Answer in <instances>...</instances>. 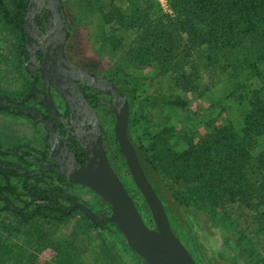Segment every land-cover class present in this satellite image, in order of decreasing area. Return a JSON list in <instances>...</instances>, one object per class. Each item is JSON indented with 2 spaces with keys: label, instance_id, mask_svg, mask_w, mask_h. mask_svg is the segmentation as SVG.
Listing matches in <instances>:
<instances>
[{
  "label": "trees",
  "instance_id": "16d2710c",
  "mask_svg": "<svg viewBox=\"0 0 264 264\" xmlns=\"http://www.w3.org/2000/svg\"><path fill=\"white\" fill-rule=\"evenodd\" d=\"M166 2L169 9L166 12L157 0L131 1V7L125 11L111 0L109 8L105 10L99 6V12L104 24L116 22L122 29L135 30L136 36L128 53L140 54L145 63L156 64L161 75L169 73L173 84L181 91L188 92L194 87L195 74L191 67L197 52L205 51L207 58L212 59L218 51L233 50L249 44L256 55V63L250 62L247 66L254 69L248 80L254 79L260 85L249 96V108L244 116L241 133H237L231 125L218 124L196 140H185L186 147L180 150H175L166 139V134L171 131L169 128L138 133L134 108L144 99L149 103L183 110L189 105V100L167 94L161 89L145 93L134 88L126 79L104 75L112 79L128 97V137L140 165L164 206L173 231L186 245L197 264H214L204 253L194 228L198 224L205 229L211 222L209 214L197 204L198 200L223 210L235 205L245 227L256 225L264 237V144L259 146L257 152H253L259 143L264 142V0ZM26 4L27 0H11L9 6L6 0H0L1 19L19 31V54L22 59L27 58L20 27ZM65 24L67 40L70 31ZM260 66L262 69H259ZM111 138L122 158L117 162L118 169L127 171L114 132ZM14 147L19 149L22 143ZM10 176L22 177L21 184H13ZM39 176L38 183L30 184L25 174L20 175L15 170L0 167V201L3 204L0 211L15 214L24 225H29L40 216L57 220L68 216L64 210L57 208L54 201L59 196L58 192L64 189L53 182L49 172ZM123 176L124 183L133 185L130 175ZM182 187L191 190L198 199L190 201L181 198L178 193ZM11 197L19 198L23 203L19 208L23 212L11 209L10 205H15ZM161 197L166 200V205ZM134 202L144 221L152 226L147 205L145 208L148 215L141 204L136 200ZM102 203L107 209L110 208L109 204L104 201ZM29 206L31 208L24 211ZM244 210L249 213H244ZM81 212L102 235L107 245L123 252L130 263L147 264L131 251L114 224L93 220ZM237 227L243 228V224ZM254 238L258 239L256 233ZM224 240L227 242L225 237ZM70 259L68 255L65 264H73Z\"/></svg>",
  "mask_w": 264,
  "mask_h": 264
},
{
  "label": "rangeland",
  "instance_id": "374dc122",
  "mask_svg": "<svg viewBox=\"0 0 264 264\" xmlns=\"http://www.w3.org/2000/svg\"><path fill=\"white\" fill-rule=\"evenodd\" d=\"M61 1L70 31L65 42L68 59L99 75L110 74L126 79L134 88L145 93L161 89L167 94L189 100V105L182 110L143 99L134 108L138 133L169 128L171 131L166 134V139L175 150L185 148V140H196L218 124L231 125L237 133H241L249 108V96L260 85L254 79L248 80L254 69L247 66L250 62L256 63V55L249 44L218 51L216 58L212 59L207 58L205 51L195 53L191 67L195 74L194 87L183 92L173 84L169 73L161 75L156 64L145 63L140 54L128 53L136 36L135 30L122 29L116 22L103 23L99 6L107 10L111 0ZM131 1L137 0H114L125 11L131 7ZM157 1L164 12L169 10L166 0ZM6 2L11 6V0ZM19 36V31L0 17V91L7 94H21L30 84L19 54ZM259 69H262L261 66ZM101 116L111 139L114 132L111 113L104 108ZM34 131L25 117L0 109V143L3 146L9 147L22 141L40 146ZM263 144L259 143L253 152H257ZM108 147L109 157L115 163L120 162L113 141L109 140ZM125 184L130 195L148 215L146 203L134 184ZM178 194L190 201L198 199L184 187L179 189ZM78 196L95 210L106 212L94 195L79 192ZM161 198L166 205V200ZM11 200L15 205L19 203L14 197ZM197 204L210 216L208 227L203 229L196 224L194 228L204 253L212 263L264 264L263 234L254 224L245 227L235 205L223 210L200 200ZM2 205L0 201V207ZM244 213L249 212L244 210ZM242 224L243 228L237 227ZM254 233L258 235L257 240ZM110 247L79 210L59 220L40 216L29 225L22 224L9 211H0V264H65L68 255L73 264H140L130 263L123 252L112 247L110 251Z\"/></svg>",
  "mask_w": 264,
  "mask_h": 264
},
{
  "label": "water",
  "instance_id": "95a60500",
  "mask_svg": "<svg viewBox=\"0 0 264 264\" xmlns=\"http://www.w3.org/2000/svg\"><path fill=\"white\" fill-rule=\"evenodd\" d=\"M65 23L66 15L61 0H27L20 27L28 54L26 65L32 62L44 76L45 83L48 85L51 82L72 111L85 117L92 125L88 140L81 141L82 152L88 157L86 162L79 163L73 153L67 152L63 158L64 164L56 171L65 173L73 183L89 188L109 204L110 210L108 213H98L73 199L67 211L78 207L93 220L111 222L124 236L131 251L147 264H197L186 245L173 231L164 206L140 165L136 150L128 137L129 100L127 95L121 92L112 79L93 75L67 59ZM36 51L41 53V59L36 58ZM32 75L36 77L34 72ZM79 83H85L110 96V101L106 105L114 116L113 129L117 145L132 182L149 209L152 226L144 221L123 181L112 169L102 145L98 116L94 107L84 97ZM31 90L38 92L35 82ZM24 101L25 98L0 95V108L12 109L13 104ZM41 102L50 113L55 111L48 90L43 94ZM17 112L29 114L34 119L42 121L48 133L53 135L48 120L34 108H20ZM42 163L46 164V162ZM47 165L48 171L51 169V164ZM9 168L13 169L15 166L12 165ZM16 171L26 176L33 174L23 168H17Z\"/></svg>",
  "mask_w": 264,
  "mask_h": 264
},
{
  "label": "flooded vegetation",
  "instance_id": "af4514ba",
  "mask_svg": "<svg viewBox=\"0 0 264 264\" xmlns=\"http://www.w3.org/2000/svg\"><path fill=\"white\" fill-rule=\"evenodd\" d=\"M36 58L37 59L42 58V55L39 51H36ZM27 60H28V54H27V58L23 59L24 71L30 77V84L29 86H27L26 90L21 94H7L0 91V95H3L5 97L25 98V101L22 103L13 104L12 109H8L5 107H1L0 109L9 112V114L11 115L25 117L27 120H29L35 129L34 133L38 137V140L41 145L34 146L26 141H22V142H18V143H22V147L17 149L14 146L18 143L9 147H5L0 143V167L9 168V166L13 165L15 166V168L11 170L16 171L17 168H23V169H27L30 172H33L32 175L27 176L28 177L27 183L30 184L38 183V180L40 178L39 175H41L43 172H49L50 174H52L53 182L59 185V187L64 189L63 192H58L59 196L54 198V201L56 203L57 208L64 210L68 215H70L75 210L82 211L78 207L72 208L69 212L67 211L73 199L85 204L86 206H88L89 208H91L92 210L98 213H102L92 208L86 202V200L78 196V193L82 192V193H90L94 195L98 199L101 206L106 208L102 203L103 200L98 195H96L93 191H91L89 188L83 185L73 183L70 179L66 177L65 173L56 171V169L61 168V166L64 164L63 158L65 157V154L67 152L73 153L75 155L76 160L79 163L84 164L86 162L88 157L86 156V153L82 152L81 141L86 142L88 140L90 131L92 129V125L85 117L77 114L76 111H72V109L63 99V97L54 89L52 83L49 82L48 85L45 83L44 76L32 64V62L26 65ZM68 60L71 61L70 59ZM81 67L93 75L102 76L93 71L86 69L83 66ZM32 72L36 74V77L32 75ZM34 82L39 93L35 90H31V86ZM79 88L83 92L86 100L95 109V112L99 119L102 145L104 147L105 153L108 157L112 169L118 174V176L124 183L123 175L127 176L129 175V172L128 170L127 171L119 170L117 163H115V161H113L109 157V147H108L109 140L113 141V139L109 138L102 123V116H101L102 110L106 108L110 110L111 116L113 118V127H114L113 113L111 109L106 105V103L110 101V96L95 88L87 86L85 83H79ZM46 90H48L53 100L55 111H53L52 113H50V111L46 108V106L41 102V98L43 97V94H45ZM29 107L34 108L36 111L41 113L46 118V120H48L47 122L52 127L53 135H50L48 133V129L46 128L45 124L42 121L34 119L29 114L17 112L18 109L20 108H29ZM115 152L117 153L118 160L121 161L122 158L120 156V153L116 145H115ZM42 162H46V164ZM47 164H51V169L48 171L46 170L48 166ZM10 179L13 184H17V186H19L23 178L20 176H10ZM16 200L19 203L14 206L10 205L11 209L16 210L19 213L23 212V210L19 208L23 206V203L19 200V198H16ZM28 208H31V206H29ZM28 208H25L24 211H27ZM109 210L110 208L109 209L106 208L105 213H108Z\"/></svg>",
  "mask_w": 264,
  "mask_h": 264
}]
</instances>
